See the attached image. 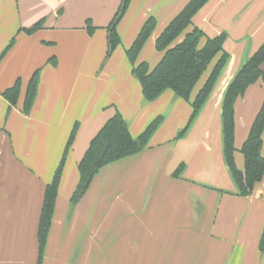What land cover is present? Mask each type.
I'll return each instance as SVG.
<instances>
[{"label":"crops","instance_id":"crops-1","mask_svg":"<svg viewBox=\"0 0 264 264\" xmlns=\"http://www.w3.org/2000/svg\"><path fill=\"white\" fill-rule=\"evenodd\" d=\"M190 1L130 0L116 26L120 44L108 57L110 26L123 0H0V264H264L259 248L264 178L249 196L236 194L222 128L225 91L264 44V0H209L173 43L198 27L205 35L200 46L207 37L225 34L223 47L229 55L211 95L181 138L177 136L190 120L192 101L220 56L202 75L190 101L168 89L152 102L145 100L128 57L153 18L155 27L135 62L153 69L164 55L157 39ZM36 71L37 94L25 113ZM17 82L18 99L11 105L3 92ZM263 103L262 79L235 103V160L241 170V148ZM117 111L134 138L157 117L163 120L144 151L102 168L73 205L79 163ZM75 125L39 261L46 187Z\"/></svg>","mask_w":264,"mask_h":264},{"label":"trees","instance_id":"trees-1","mask_svg":"<svg viewBox=\"0 0 264 264\" xmlns=\"http://www.w3.org/2000/svg\"><path fill=\"white\" fill-rule=\"evenodd\" d=\"M130 0H123L122 5L116 14L114 21L110 26L109 51L108 57L120 44V38L116 31V26L124 14ZM209 0H191L180 14L168 25L163 33L157 39V49L164 52L161 61L150 69L148 64L143 62L135 65L136 58L144 46L145 42L151 35L155 20L150 18L134 44L128 51V57L133 66V73L138 78L144 98L152 102L161 96L163 92L170 89L177 96L190 101L191 93L206 72L209 65L220 56L217 60L208 80L200 89L195 99L192 101L193 113L186 127L178 134L181 138L189 130L196 120L204 104L211 95L227 61L228 53L224 50L225 34L214 38L207 37L203 46H200V40L205 36L203 31L195 27L187 33L183 41L173 45L178 37L192 24L195 14ZM39 26V25H38ZM36 25L28 32L38 28ZM93 29L90 27V30ZM11 46V44H10ZM9 46V47H10ZM8 47V48H9ZM2 55L0 56V59ZM264 62V44L260 49L243 65L236 74L234 79L227 87L222 103V128H223V151L224 158L236 185L237 193L240 196H249L255 187L264 178V155H262L263 133H264V103L259 110L245 140L241 152L244 156V169L241 170L235 160V103L236 100L245 94L248 87L258 80L264 81V71L261 68ZM39 81V71H36L30 80L25 102L24 112L28 113L34 103ZM19 83L6 89L3 92L4 97L15 105L19 95ZM163 117L159 116L154 119L145 131L137 138H134L129 129L128 122L122 114L117 113L109 119L100 132L91 141L88 150L79 163L80 181L72 197V204L75 205L82 198L90 187L94 177L107 165L144 151L149 144L152 135L159 128ZM77 125L73 132L65 152V155L56 170L54 178L46 187L44 204L42 208L40 224L38 229L39 239V261L43 257L48 232L50 229L52 216L56 204L58 188L66 160V155L75 138ZM184 170L181 164L176 176ZM260 251L264 253V229L260 239Z\"/></svg>","mask_w":264,"mask_h":264}]
</instances>
